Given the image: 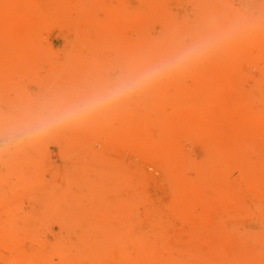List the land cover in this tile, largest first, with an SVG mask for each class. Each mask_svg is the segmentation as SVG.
Instances as JSON below:
<instances>
[{
	"label": "rangeland",
	"instance_id": "obj_1",
	"mask_svg": "<svg viewBox=\"0 0 264 264\" xmlns=\"http://www.w3.org/2000/svg\"><path fill=\"white\" fill-rule=\"evenodd\" d=\"M7 3L0 125L214 43L0 156V264H264V0Z\"/></svg>",
	"mask_w": 264,
	"mask_h": 264
},
{
	"label": "clouds",
	"instance_id": "obj_2",
	"mask_svg": "<svg viewBox=\"0 0 264 264\" xmlns=\"http://www.w3.org/2000/svg\"><path fill=\"white\" fill-rule=\"evenodd\" d=\"M213 43L212 38L196 40L157 63L117 75L111 83L82 96L50 102L36 113L9 117L6 125H0V156L13 154L22 145L55 128L81 124L93 115L112 108L151 87L156 81L201 60Z\"/></svg>",
	"mask_w": 264,
	"mask_h": 264
},
{
	"label": "bare ground",
	"instance_id": "obj_3",
	"mask_svg": "<svg viewBox=\"0 0 264 264\" xmlns=\"http://www.w3.org/2000/svg\"><path fill=\"white\" fill-rule=\"evenodd\" d=\"M19 0H8V3L6 5V9L9 8H19ZM255 88H258V84L256 83ZM254 239L253 241L255 242H263L264 243V234H260V233H253Z\"/></svg>",
	"mask_w": 264,
	"mask_h": 264
}]
</instances>
